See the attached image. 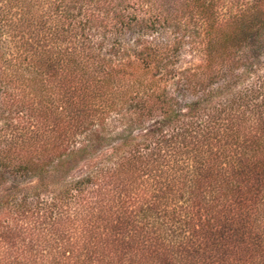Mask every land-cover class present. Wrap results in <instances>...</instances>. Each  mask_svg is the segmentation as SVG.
<instances>
[{
  "label": "trees",
  "instance_id": "obj_1",
  "mask_svg": "<svg viewBox=\"0 0 264 264\" xmlns=\"http://www.w3.org/2000/svg\"><path fill=\"white\" fill-rule=\"evenodd\" d=\"M0 188V264H264V0H0Z\"/></svg>",
  "mask_w": 264,
  "mask_h": 264
},
{
  "label": "rangeland",
  "instance_id": "obj_2",
  "mask_svg": "<svg viewBox=\"0 0 264 264\" xmlns=\"http://www.w3.org/2000/svg\"><path fill=\"white\" fill-rule=\"evenodd\" d=\"M179 60H180L179 66L189 65L194 60L193 54L189 51L188 47H184L182 49V53ZM115 126H118V124H115ZM115 126L112 121V118L109 119L108 128L110 132L116 129ZM110 143H111L110 146L101 148L97 154L86 157L85 159L81 160L77 165L67 170L66 172H60V171L51 172L49 175H47L46 178L47 182L52 188L57 189L58 187L62 186L64 183H69L89 173L96 167L103 164L108 158L112 156L113 139H111ZM7 184L10 186L12 185L9 182ZM7 184L3 185L2 188Z\"/></svg>",
  "mask_w": 264,
  "mask_h": 264
}]
</instances>
